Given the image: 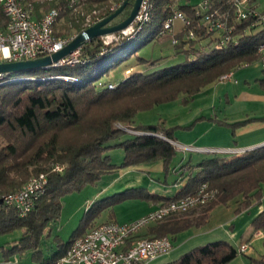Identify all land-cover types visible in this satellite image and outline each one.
<instances>
[{
	"label": "trees",
	"instance_id": "obj_1",
	"mask_svg": "<svg viewBox=\"0 0 264 264\" xmlns=\"http://www.w3.org/2000/svg\"><path fill=\"white\" fill-rule=\"evenodd\" d=\"M125 1L87 0L83 10L78 13L68 6L66 0L47 1L44 7H57L60 10L59 19L65 21L64 27L74 28L78 34L91 21L110 15ZM171 1L154 0L156 12L152 22L157 26L168 15L167 5ZM133 2L129 0L120 14V21L130 14ZM180 6L192 18L196 38L188 39L185 30L181 31L175 48L179 53L185 51L188 58L192 59L190 63L166 66L153 73L133 72L118 84L109 82L100 85L98 77L92 76L94 69L106 64L101 69L102 73H108L112 67L117 66L125 56L114 58L112 52L128 42L111 43L106 47L107 51L103 52L105 45L97 37L79 48L86 63L4 73L0 80V193L16 192L31 177L43 172L49 180L45 193L25 215L17 207L3 202L0 197V235L22 230L19 244L9 251L29 249L32 250L31 259L38 264H55L66 253L73 239L84 234L92 224L90 222L107 206L131 198L170 201L194 194L203 182L208 183L209 189L216 191L211 201L198 204L186 213L164 218L148 227L149 233L160 237L170 235L174 240L186 229L206 225L213 210L219 205H229L236 200V212L240 213L255 201H261L264 145L236 155L211 154L196 163L188 160L178 168H173L172 161L177 150L168 139L157 134L176 140V127L167 126L165 120L135 125V117L140 111L175 100L180 94H186L192 99L207 85L218 81L223 74L239 68L244 62L252 64L259 60L258 46L264 40V21L254 23L253 16L233 21L235 10L232 4L228 0H212V9H228L232 17L233 39L221 46L220 36L200 27V16L196 14L193 3L187 2ZM36 14L41 15L37 9ZM57 25L54 33L60 37ZM235 40L238 44L234 43ZM138 59L140 63L155 62L143 57ZM63 75L72 76L75 80L64 79ZM258 81L264 87V78ZM110 83L114 87H108ZM254 120H264V116L229 124L235 132L237 128ZM118 122L145 133L130 134L118 127ZM221 122L227 123L223 120ZM183 127L189 128L191 125ZM113 148H122L124 151L123 161L119 164L112 162L108 152ZM158 160L163 161L164 176L173 171L180 173L181 178L187 179L185 187L170 197L151 193L145 187H136L97 200L85 211L69 239L60 241L58 249L49 257H44L43 236L49 224L59 220L64 196L81 191L86 185H94L105 174L120 168ZM56 165H60L62 170H57ZM251 224L255 231L264 233V210L254 217ZM239 252L231 242L220 239L198 245L175 261L164 264H227ZM251 259L253 264H264L263 258Z\"/></svg>",
	"mask_w": 264,
	"mask_h": 264
},
{
	"label": "rangeland",
	"instance_id": "obj_2",
	"mask_svg": "<svg viewBox=\"0 0 264 264\" xmlns=\"http://www.w3.org/2000/svg\"><path fill=\"white\" fill-rule=\"evenodd\" d=\"M47 1L51 2L54 0H37L35 1V9L41 14L48 11L49 8L47 9L44 7ZM200 1L201 0H191L192 3H198ZM252 2L259 10L262 11V9H264V0H253ZM120 19L121 16L119 15L111 23H117ZM57 24L56 29L61 35L60 37L65 35V38L70 41L71 38L76 35V30H74V28L66 29V27H64V19H59ZM156 26L154 22L147 24L136 38L130 40L126 45H120L117 50H114V52H112L114 58L120 56L125 57L117 66L112 67L108 73H102L101 69L106 64H103L101 68L94 69L92 76L98 77L100 85L109 82L118 84L133 72L153 73L160 71L166 66H172L183 62L190 63L192 59L188 58L185 51H180L179 53L176 50L170 35L160 36L153 33L156 30ZM181 26L182 23L178 21L175 26L176 30L178 29L179 31ZM179 35L178 33L177 37H179ZM138 57H143L150 61L155 60V62L140 63ZM127 69H131V71H127ZM261 78H264V69L258 61L247 66L236 68L231 79L224 81L218 79V81L203 88L202 91L194 95L192 99L187 97L186 94H180L175 100L157 104L149 110L140 111L135 117V125L152 124L158 123L160 120H165L167 126L176 127L175 135L177 141L181 144L193 145L201 148L213 147L217 149H229V147L237 145L236 141H239V144H241L244 139L257 136L264 130V120L251 121L246 127L241 126L237 128L235 132L233 126L229 124L234 123V121L237 122L248 118L264 116V87L261 85V82L258 81ZM69 79L75 80L72 76H69ZM220 120L226 121L227 123H220ZM182 124L183 126L191 125V127L185 128L181 126ZM123 125L134 129L131 125ZM259 146L261 145H257L253 148ZM114 149L115 148L111 150L113 151ZM248 149L249 148L235 150L228 154H241ZM111 150L108 152L111 153ZM117 150L119 152L118 155L116 154L117 151L115 152L114 159H118L119 161L123 155V151L122 149ZM208 155V153L198 152L197 150L184 152L177 149V154L173 162L185 163V161L192 160L196 163ZM172 174L173 172L168 176V180L170 181L169 186L171 187L174 182V175ZM162 176V180H164V174ZM100 187V183L94 185L89 184L81 191H76L63 197L61 216L58 221L51 222V226L54 227L53 232L55 235L57 234L64 240L69 238L72 232L78 227L85 211L92 205L90 200L86 201L85 199L90 197L93 192L98 191ZM168 193H166V196ZM141 200L142 199L127 201L123 205L120 204L118 209L114 207L108 209V211L106 209L101 212L99 216L94 218L92 222L95 220L103 221L109 218L108 216L114 210H118L121 214L118 213L120 217L119 221L124 222L126 220H132L130 218L135 217L134 215H137L143 206L139 205L138 207L140 208H138L133 204H139V202H142ZM84 201H86L85 204H83ZM255 205L259 206L257 203ZM262 205L264 207V201ZM237 208L238 202L236 200L232 201L230 206H217L213 210L211 219L206 225L201 227L193 226L191 231L187 234L183 233L179 235L177 239H174L175 248L168 253L170 254V259L174 260L180 257L182 253L193 247L194 243H207L208 241H215L211 239H222L225 237L222 235V232L227 235L228 233L226 230L230 231V229H232L231 225L225 224L231 222L232 217L234 218L235 214H237ZM92 222H90V224ZM236 223L237 226L234 231L237 235L235 240L231 242L239 248L240 243L245 241L249 245V248L245 252H239L238 256L227 264H253L251 259L253 257L264 259V239L253 240L250 238L253 227H251V231L243 234L244 228L249 223L246 216L240 218ZM199 228L211 229L210 235L204 233L200 236L198 235L199 237L190 238L191 234L199 230ZM21 235L22 230H15L12 233L0 235V264H38L31 259L32 250L16 249L15 252L9 251L14 248L16 244H19ZM255 238L256 237H254V239ZM52 248L57 249V245L54 244ZM49 249L50 248L45 244L42 245V250L45 254L44 257H48ZM156 263L157 261H149V263L146 264Z\"/></svg>",
	"mask_w": 264,
	"mask_h": 264
},
{
	"label": "built area",
	"instance_id": "obj_3",
	"mask_svg": "<svg viewBox=\"0 0 264 264\" xmlns=\"http://www.w3.org/2000/svg\"><path fill=\"white\" fill-rule=\"evenodd\" d=\"M37 0H0V61L4 60H24L34 59L40 54H52L63 48L69 39L57 36L54 33L55 25L60 17V10L57 7L48 9L40 16H37L35 9ZM87 0H66L68 6L75 12H81ZM253 0H228L235 10V15L231 17L230 10L220 11L212 9V0H201L193 3L196 14L200 16V27L216 36H220V45L230 42L233 32L231 18L233 21H241L248 17H254V23L264 21V10H259L251 6ZM191 0H172L168 15L158 24L154 33L156 35H170L172 43H179L177 34L186 32V38H196L195 29L192 27V18L181 9L183 5ZM154 0H142L138 15L127 27L116 33L101 36L104 45L113 42L124 44L137 37L147 24L154 19L156 7ZM116 7V5L114 6ZM113 7V8H114ZM89 20V19H88ZM101 19H98L99 21ZM97 21H91L89 26ZM182 26L176 30L177 22ZM253 23V24H254ZM238 41L235 40V44ZM107 51L105 47L104 51ZM258 62L264 68V40L258 46ZM75 63H86L81 56V50H75L68 57L63 58L55 65H66ZM249 62L240 65L247 66ZM234 70L223 74L220 81L231 79ZM4 73H0V80ZM62 77L69 79V76ZM2 83V81H0ZM108 87H114L110 83ZM120 128L133 134H144L143 131L131 129L121 123H117ZM168 139L175 149L185 151H198L202 153L226 154L232 153L234 149H217L213 147H195L193 145L181 144L177 140L169 139L163 134H157ZM156 135V136H157ZM57 170H62L60 165L55 166ZM48 176L40 173L31 177L19 190L0 193V197L6 204L17 207L23 215L33 209L37 199L45 193L48 188ZM216 191L208 188V183L203 182L197 192L191 195L161 201L154 209L143 216L129 221L109 220L94 225L81 236L76 237L70 243L66 253L57 259L55 264H146L161 255H166L173 248V238L170 235L145 236L142 231L147 227L163 220L164 218L188 211L189 209L205 204L215 197ZM240 252L248 249V244L239 246Z\"/></svg>",
	"mask_w": 264,
	"mask_h": 264
},
{
	"label": "crops",
	"instance_id": "obj_4",
	"mask_svg": "<svg viewBox=\"0 0 264 264\" xmlns=\"http://www.w3.org/2000/svg\"><path fill=\"white\" fill-rule=\"evenodd\" d=\"M127 71H131V69H127ZM247 125H248V122H247L246 125H243L242 127H244V126L246 127ZM185 126H188V125H185ZM174 136H175V138L177 140L176 135H174ZM236 143H237V145H234V147H229V148L230 149H234V150L235 149L236 150H243V149H247V148L251 149V148H253V147L257 146V145H264V130L260 134H258L257 136H252L250 138L244 139V141L241 144H239V141H236ZM115 149L113 151L111 150V153H110L111 154V158H112V162L119 164V163H121L123 161L124 151H123L122 148H115ZM117 149H122V151H123L122 152L123 155L121 156V159L119 161H118V159H114L115 152L117 151L116 152L117 155H118V152H119ZM162 162L163 161L158 160V162L155 161V162H152V163H145V164H141V165H138V166H129V167H125V168H120V169H118V170H116V171H114L112 173L105 174L101 178V180H99L97 182V183H100V185H101L99 190L96 191V192H93L90 195V197H88L85 200L86 201L90 200V202L93 203V202H95L97 200L112 196V195L117 194L119 192H123L126 189H129V188L133 189V188H136V187H145V189H147L149 192H151V193L155 192L156 194H159V195H162V196H166V193H168V192L169 193H168L167 197L174 196L179 190H181L183 187H185L187 179L181 178L180 177V173H176V172L173 171V174H172V175H174L173 186L172 187L169 186L170 181L168 180V176H169V174L171 172L168 174V176H164L165 178H164V180H162V177H163L162 175L164 174V165H163ZM182 164H183V162H181V163L173 162L172 166H173V168H178ZM134 200H139V199H135V198L127 199V200H125L123 202H120L119 204L117 203L115 206H107L104 210L107 209V211H108V209H110L112 207L118 209L120 204L123 205L127 201H134ZM86 201H84L83 204H85ZM141 201L142 202H139V204L138 203L133 204L135 207H138L139 205L140 206L143 205V206H142L141 210L137 213V215H134L135 217L130 218V219H136V218L140 217L141 215L147 214V212L151 211L152 209H154L156 207L157 204H159V202H156L154 200L142 199ZM263 201H264V186H263V197L261 198V201L259 203H258V201H255L251 205V207H248L244 211H241V213L235 214L234 218L232 217L231 222H229L228 224H225V225H231V228H232V229H230V231L226 230V232L228 234L225 235L226 233L224 234L222 231H220V232H222V235L225 236L223 238H226V239H223V238L222 239L223 240H227L229 242H231L232 240H235L236 235H237V234H235V231H234L236 226H237L236 221H238L240 218H242L244 216H246V218L248 219L249 223L244 228V231L242 230L244 232L243 234L251 231V227H253L252 224H251L252 220L254 219V217L258 213H260L262 210H264V207L262 205ZM144 203H147V204H144ZM256 203L259 204V206L255 205ZM230 205H231V203L229 205H227V206H230ZM138 208H140V207H138ZM118 213L120 214V212L118 210H114L108 216L109 218H107V219H105L103 221H96L95 220L94 222H92V224L90 226L93 227L94 225H97L99 223L106 222V221H109V220H117V221H119L120 217L118 216ZM91 227L87 228V230H89ZM192 228L193 227H191L189 229H186L185 231L179 233L176 236L175 239H177V237L179 235L183 234V233L187 234L189 231H191ZM87 230H85V231H87ZM53 231H54V227H52L51 223H50L49 226L47 227V230H46L44 236H43V244H45L46 246H48L50 248L48 257L50 255H52L58 249V245L57 244H59L60 241H67L69 239L68 238L67 240H64V239L60 238L57 234L55 235ZM204 233H207L206 235H210L209 233H211V229H206V228L200 229L199 228V230H196L194 233L191 234L190 238L191 237H199L201 234H204ZM142 235H145L147 237L148 236H152L149 233V228L148 227L142 231ZM254 237H256V238L254 239ZM207 238H210V237H207ZM216 238H218V237H216ZM250 238L253 239V240L264 239V233L262 231H255L253 229L252 233L250 234ZM187 239H189V238H187ZM208 240H210V239H208ZM211 240H220V239H211ZM243 243H247V242L243 241V242L240 243V245L243 244ZM54 244L57 245V249H53L52 248ZM197 244L198 245H203V244H206V243H194L193 247H191L190 249L198 246ZM232 244L235 246L234 243H232ZM174 248H175V242L173 240V248H172V250ZM248 248H249V245H248ZM169 255L170 254H168V253L166 255H163V256L161 255V257H158V258H156L154 260H151V262H154V261L156 262L157 261L156 264H164L166 262L173 261L172 259H170ZM174 261H175V259H174Z\"/></svg>",
	"mask_w": 264,
	"mask_h": 264
},
{
	"label": "water",
	"instance_id": "obj_5",
	"mask_svg": "<svg viewBox=\"0 0 264 264\" xmlns=\"http://www.w3.org/2000/svg\"><path fill=\"white\" fill-rule=\"evenodd\" d=\"M129 0H126L121 6H119L113 13L102 18L96 23L88 26L80 33L76 34L71 38L67 44L60 50L48 54L45 56H39L34 59H22V60H4L0 61V73H12L18 72L25 69L39 68V67H49L57 64L63 58L71 55L75 50L81 48L87 41L104 36L105 34H111L119 32L127 27L133 22V20L138 15L142 0H134L132 3V9L130 14L123 20L117 23H111L121 12L126 8ZM114 43V42H113ZM116 43V42H115ZM108 46V45H107ZM105 46V47H107Z\"/></svg>",
	"mask_w": 264,
	"mask_h": 264
}]
</instances>
